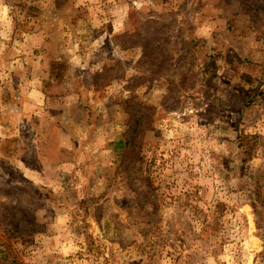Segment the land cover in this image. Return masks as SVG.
I'll use <instances>...</instances> for the list:
<instances>
[{
	"label": "rangeland",
	"instance_id": "obj_1",
	"mask_svg": "<svg viewBox=\"0 0 264 264\" xmlns=\"http://www.w3.org/2000/svg\"><path fill=\"white\" fill-rule=\"evenodd\" d=\"M264 264V0H0V264Z\"/></svg>",
	"mask_w": 264,
	"mask_h": 264
},
{
	"label": "trees",
	"instance_id": "obj_2",
	"mask_svg": "<svg viewBox=\"0 0 264 264\" xmlns=\"http://www.w3.org/2000/svg\"><path fill=\"white\" fill-rule=\"evenodd\" d=\"M7 264H15V261L11 260V261L8 262Z\"/></svg>",
	"mask_w": 264,
	"mask_h": 264
}]
</instances>
